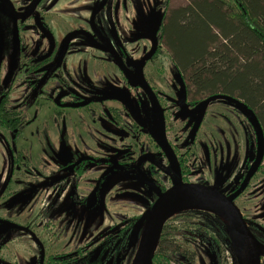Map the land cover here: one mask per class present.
Segmentation results:
<instances>
[{
  "label": "flooded vegetation",
  "instance_id": "obj_1",
  "mask_svg": "<svg viewBox=\"0 0 264 264\" xmlns=\"http://www.w3.org/2000/svg\"><path fill=\"white\" fill-rule=\"evenodd\" d=\"M35 1L0 0V264H133L142 218L179 181L264 205V148L249 137L244 156L234 133L243 104L164 61L166 10L139 30L135 0H97L84 20ZM244 218L264 264V227ZM184 252L179 240L164 258L188 264Z\"/></svg>",
  "mask_w": 264,
  "mask_h": 264
},
{
  "label": "trees",
  "instance_id": "obj_2",
  "mask_svg": "<svg viewBox=\"0 0 264 264\" xmlns=\"http://www.w3.org/2000/svg\"><path fill=\"white\" fill-rule=\"evenodd\" d=\"M187 3L165 12L164 46L190 86L201 93L231 96L243 104L255 119L258 142L264 148V0ZM204 216L214 221L215 229L202 226ZM183 217V228L170 225L173 217L166 224L155 264H168L165 254L189 232L205 239L217 256L223 241L234 252L237 243L233 233L219 216L196 209L174 216ZM184 256L186 263L195 262V252L185 251Z\"/></svg>",
  "mask_w": 264,
  "mask_h": 264
},
{
  "label": "rangeland",
  "instance_id": "obj_3",
  "mask_svg": "<svg viewBox=\"0 0 264 264\" xmlns=\"http://www.w3.org/2000/svg\"><path fill=\"white\" fill-rule=\"evenodd\" d=\"M63 1V0H62ZM66 2L65 5H68L66 7L65 5L62 4L63 8H68V11L70 12V16L72 18H68L70 20H75V16L78 15L80 19H88L90 15L95 11L94 8L97 5V0H64ZM128 5L130 3V0H127ZM136 7L135 10H133L132 14V25H137V28H141L142 25H150L151 17H150V11H157L158 13L163 12V10H170L172 8H178L187 5V0H135L134 1ZM123 5V4H122ZM10 6V5H9ZM6 6L5 3L0 2V23L3 22L6 12ZM161 11V12H160ZM8 20H10L8 18ZM123 20V19H122ZM140 30V29H139ZM138 30V31H139ZM148 44V42H145ZM149 45V44H148ZM139 45L137 44V47ZM162 53L165 55L164 61L168 63L170 60V54L166 47H163ZM167 63H165L167 65ZM237 104H234L232 106L233 112H234V120H237L233 125L235 132L237 134V139H240L238 141V147L239 151L244 150V156L246 154V151L250 150V143H248V138L252 137V139L258 136V131H257V126L255 123V119L253 115L248 112L247 110H243L238 108L236 106ZM218 107V106H217ZM236 107V108H235ZM238 108V109H237ZM243 112V113H242ZM236 116V117H235ZM244 119V138L242 134V129L240 125V121ZM236 125V126H235ZM238 135H240L238 137ZM244 140V141H243ZM250 140V139H249ZM258 142V141H257ZM235 144H233L234 147ZM258 149H260V144L258 143ZM262 178V183L264 186V176ZM250 189L244 193V195L238 199L237 206L241 210V212L246 215L248 220L251 218L253 219L256 223L264 227V205L262 207L257 206L255 203V200L253 199H248L247 196H249ZM143 207L141 210H137L138 213L143 212ZM190 209H196V210H202L206 211V209H202L199 206H193V207H187V208H182L179 209L177 213H181L182 211H187ZM207 212V211H206ZM210 214H214L213 212H209ZM175 214V215H176ZM216 215V214H214ZM185 217L181 218H174L170 221V225L174 227H185ZM203 220L202 226H204L206 229L208 227L209 230L215 229L214 228V221L207 216L201 217ZM221 236V235H220ZM223 239V238H221ZM179 240L181 242V245L184 246L185 251H192L196 253L195 256V263L194 264H237L236 262V255L235 253L228 248V246L222 242L221 249L222 251L220 254L217 256L216 253H214V248L208 243L205 242V239H202L200 236L195 235L194 233L185 234L181 237H179ZM140 246H138V249L136 252L139 253ZM136 254H130L125 262L122 264H131L132 256ZM138 255V254H137ZM181 259V258H180Z\"/></svg>",
  "mask_w": 264,
  "mask_h": 264
},
{
  "label": "water",
  "instance_id": "obj_4",
  "mask_svg": "<svg viewBox=\"0 0 264 264\" xmlns=\"http://www.w3.org/2000/svg\"><path fill=\"white\" fill-rule=\"evenodd\" d=\"M39 0L34 2V6ZM106 2V0H105ZM95 16L93 12L92 19ZM29 17L26 15L24 18ZM153 53L157 48L156 31L162 23V15L157 14L153 19ZM114 98L121 100V97ZM220 96H214L206 101V104L212 100L218 99ZM257 126V124H256ZM165 144V141L163 142ZM202 201L206 204H213L222 208L230 219V224L226 223L231 229L237 247L234 249L237 264H261V251L258 242L252 234L248 223L246 222L243 213L235 204L233 199H230L222 191L213 187H208L199 184H183L182 182L175 183L174 187L160 194L158 201L153 206L152 210L147 212L144 218L148 216V223L146 226V234L141 250L139 251L133 264H153V259L157 251L159 241L162 235L165 224L175 216L176 212L181 209V206L190 201ZM194 210V209H190ZM188 211V210H187ZM210 212L209 210H206ZM184 212V211H182ZM178 214V213H177ZM176 214V215H177ZM142 220L140 222H142ZM140 222L138 224H140ZM139 227H137V230Z\"/></svg>",
  "mask_w": 264,
  "mask_h": 264
},
{
  "label": "bare ground",
  "instance_id": "obj_5",
  "mask_svg": "<svg viewBox=\"0 0 264 264\" xmlns=\"http://www.w3.org/2000/svg\"><path fill=\"white\" fill-rule=\"evenodd\" d=\"M193 206H199L202 209H206L209 210L213 213L218 214L226 223L230 224V219L227 215V213L220 207L213 205V204H206L202 201H190L186 204H184L183 206H181L182 208H187V207H193Z\"/></svg>",
  "mask_w": 264,
  "mask_h": 264
}]
</instances>
